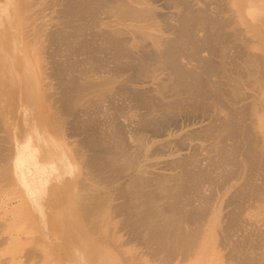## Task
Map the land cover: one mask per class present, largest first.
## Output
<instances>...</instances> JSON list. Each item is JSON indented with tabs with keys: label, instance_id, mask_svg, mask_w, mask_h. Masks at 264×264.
<instances>
[{
	"label": "rangeland",
	"instance_id": "obj_1",
	"mask_svg": "<svg viewBox=\"0 0 264 264\" xmlns=\"http://www.w3.org/2000/svg\"><path fill=\"white\" fill-rule=\"evenodd\" d=\"M246 1L0 0V264H264Z\"/></svg>",
	"mask_w": 264,
	"mask_h": 264
},
{
	"label": "bare ground",
	"instance_id": "obj_2",
	"mask_svg": "<svg viewBox=\"0 0 264 264\" xmlns=\"http://www.w3.org/2000/svg\"><path fill=\"white\" fill-rule=\"evenodd\" d=\"M82 1V0H81ZM103 1V0H102ZM177 1V0H176ZM184 1H187V0H184ZM90 2V1H89ZM98 2V1H97ZM99 2H100V0H99ZM180 2H182V1H180ZM83 4H84V2H83ZM97 4V3H96ZM100 4V3H99ZM82 5V4H81ZM80 5V6H81ZM125 5V4H124ZM188 5V4H187ZM186 5V6H187ZM191 5V4H190ZM96 7V6H95ZM82 8V7H81ZM102 8H104V7H102ZM127 8V7H126ZM93 9V8H92ZM83 10V9H82ZM81 10V11H82ZM94 10V9H93ZM148 10V13H149V9H147ZM79 11V10H78ZM126 11H127V9H126ZM128 13L130 12L131 14L134 12H131V10H128L127 11ZM150 12H151V10H150ZM245 13H244V16L247 18V20L249 21V22H253V21H257V20H259V18H260V16H261V14L264 12V3H257V0H247L246 1V7H245V11H244ZM123 13V12H122ZM127 14V15H129L130 17H134L133 15L136 13V12H134V14L131 16V14ZM146 13V12H145ZM84 14V13H83ZM124 14V13H123ZM136 14H138V13H136ZM152 14H153V12H152ZM81 15V14H80ZM140 15H143V13L142 14H139V16ZM260 15V16H259ZM136 16H138V15H136ZM150 16V15H149ZM147 17V16H146ZM151 17V16H150ZM182 17V16H181ZM81 18V17H80ZM93 18H94V16H93ZM186 26V25H185ZM191 28H194V27H191ZM177 29V28H176ZM121 30V29H120ZM105 31V30H104ZM184 31V30H183ZM120 33V32H119ZM115 34H117V33H115ZM103 35V34H102ZM118 35V34H117ZM76 37V36H75ZM103 38V37H102ZM113 39V38H112ZM116 39V38H115ZM118 39V38H117ZM118 40H120V39H118ZM114 41V40H113ZM183 41V40H182ZM118 42V41H117ZM171 42V41H170ZM180 42H181V39H180ZM165 45V44H164ZM216 45V44H215ZM181 46V45H180ZM174 47V46H173ZM204 47V46H203ZM166 50V49H165ZM180 50V49H179ZM180 52V51H179ZM168 53V52H167ZM173 53H175V52H173ZM158 54V53H157ZM156 54V55H157ZM177 55H178V53H177ZM141 57V56H140ZM170 57V56H169ZM179 57V56H178ZM158 58V57H157ZM152 59H155V58H152ZM151 59V60H152ZM175 60V59H174ZM171 61V62H174L175 63V61ZM176 60H177V58H176ZM166 62H167V60H166ZM177 62V61H176ZM5 62H1V64H0V68L1 69H3V71H5V72H7L8 71V69H9V65L7 64V65H5V66H2L3 64H4ZM173 63V64H174ZM179 63V62H178ZM180 66V65H179ZM220 66V65H219ZM173 67V66H172ZM174 67H175V64H174ZM177 67H178V64H177ZM142 68V67H141ZM176 68V67H175ZM179 68V67H178ZM181 69H183L184 70V68H181ZM180 69V70H181ZM174 70V69H173ZM175 71V70H174ZM187 71V70H186ZM179 72V71H178ZM187 75H189V72H188V74ZM192 75H193V73H192ZM213 75V74H212ZM170 76V75H169ZM186 76V75H185ZM189 76H191V75H189ZM211 76V75H210ZM224 76H225V74H224ZM187 77V76H186ZM192 77V76H191ZM184 78V77H183ZM188 78V77H187ZM189 79V78H188ZM187 80V79H186ZM185 80V81H186ZM200 80V79H199ZM182 83V82H181ZM178 84V83H177ZM175 87V86H174ZM176 90V89H175ZM177 94V93H176ZM177 100V99H176ZM208 108V107H207ZM185 109V108H184ZM184 111V110H183ZM206 112V111H205ZM157 129V128H156ZM238 153V152H237ZM238 159V158H237ZM256 159V158H255ZM237 163V162H236ZM201 173V172H200ZM232 174V173H231ZM144 182V181H143ZM143 193V192H142ZM144 194V193H143ZM147 195H148V193H147ZM178 197V196H177ZM97 201V200H96ZM180 201V200H179ZM170 206V205H169ZM166 208H167V206H166ZM182 208V207H181ZM201 210V209H200ZM193 211V210H192ZM171 213V212H170ZM182 213V212H181ZM193 213V212H192ZM200 213V212H199ZM186 215V214H185ZM184 217V216H183ZM191 218V217H190ZM181 219V218H180ZM179 219V220H180ZM163 220V219H162ZM178 220V219H177ZM184 220V219H183ZM175 222V221H174ZM170 223V222H169ZM166 224V223H165ZM164 225V224H163ZM168 225V224H167ZM178 225H179V223H178ZM177 226V225H176ZM163 227V226H162ZM165 227V226H164ZM173 227V226H172ZM175 227V226H174ZM179 227V226H178ZM184 228V227H183ZM177 229V228H176ZM158 230V229H157ZM165 231H166V229H165ZM161 234V233H160ZM175 234V233H174ZM176 235V234H175ZM175 235H173V236H175ZM181 235V234H180ZM161 247V246H160Z\"/></svg>",
	"mask_w": 264,
	"mask_h": 264
}]
</instances>
